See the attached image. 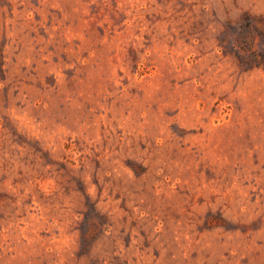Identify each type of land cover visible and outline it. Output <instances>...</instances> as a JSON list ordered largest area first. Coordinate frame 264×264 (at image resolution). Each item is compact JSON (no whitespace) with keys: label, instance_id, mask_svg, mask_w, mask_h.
<instances>
[{"label":"rangeland","instance_id":"1","mask_svg":"<svg viewBox=\"0 0 264 264\" xmlns=\"http://www.w3.org/2000/svg\"><path fill=\"white\" fill-rule=\"evenodd\" d=\"M0 264H264V0H0Z\"/></svg>","mask_w":264,"mask_h":264}]
</instances>
